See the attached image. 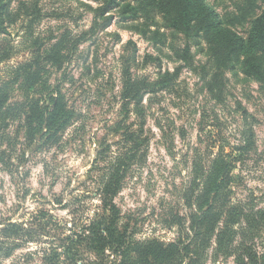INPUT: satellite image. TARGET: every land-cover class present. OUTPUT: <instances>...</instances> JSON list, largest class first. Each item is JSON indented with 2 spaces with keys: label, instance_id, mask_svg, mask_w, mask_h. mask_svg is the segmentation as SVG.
Segmentation results:
<instances>
[{
  "label": "clouds",
  "instance_id": "1",
  "mask_svg": "<svg viewBox=\"0 0 264 264\" xmlns=\"http://www.w3.org/2000/svg\"><path fill=\"white\" fill-rule=\"evenodd\" d=\"M242 2L203 0L226 14L205 37L169 11L106 24L105 0H11L0 83L48 111L28 121L25 106L0 130V264H264V221H245L264 210V50L254 46L264 0L229 22ZM64 35L60 64L21 89L24 69ZM49 97L62 104L51 125ZM218 162L224 211L242 209L219 261L215 234L206 243L189 220Z\"/></svg>",
  "mask_w": 264,
  "mask_h": 264
},
{
  "label": "trees",
  "instance_id": "2",
  "mask_svg": "<svg viewBox=\"0 0 264 264\" xmlns=\"http://www.w3.org/2000/svg\"><path fill=\"white\" fill-rule=\"evenodd\" d=\"M11 0H0V25H3L7 20L9 23H12L18 17L12 16L8 9ZM122 0H105L104 6L99 10L100 14L104 12H110L115 8H120ZM23 7V5H21ZM252 8V4L248 3L247 0L237 5V9L240 12V16H232L229 22L235 21L239 23L240 20H243L244 13L249 11ZM169 11L175 15L177 18L178 24L191 25L195 21V27L199 30L202 29L205 37L208 36L210 31H213L217 26L222 24V19L226 18V14L216 12L215 10H207L203 8V0H135V5L131 3L125 4L123 8H120L118 17L121 22L124 21H134L139 19L141 16L147 21L149 17L153 14L154 11ZM115 17L108 14V18L105 23H111ZM174 27L177 24L173 25ZM9 34L7 28L0 27V33ZM255 40L256 43L254 46L259 50H264V22L257 21L255 25ZM199 34V32H197ZM217 39L220 41L227 40V32L225 30H220L215 33ZM67 36H62L61 40L56 44L47 47L43 62H40L39 58L35 67L29 66L24 69V78L23 82L20 84L21 89L31 87L33 84L37 83L40 80L41 74L45 72L44 64H55L59 65L61 62V54L64 45L67 43ZM253 39L250 37V40ZM7 41H0V46L6 44ZM236 49L233 48L231 51H228L225 54V50H220V55L227 59L232 57L236 53ZM178 75L180 70H176ZM19 78V77H17ZM165 85L161 84V87ZM151 90V89H150ZM139 89L135 83H129L127 85L126 94L136 95ZM12 86L9 82L5 81L0 83V130L9 127L7 124L8 118H15L19 111L22 110L25 106L29 107V114L27 116L28 121L36 120L39 123H43L45 116L44 114L48 111V106L45 105L43 108L40 107V101L38 99L28 100H13ZM11 100V103L9 101ZM49 101L52 104L56 105V109L53 113L49 114L48 123L51 125L53 122V117L61 109L62 104L58 101L53 100L49 97ZM138 102V101H137ZM53 105V107H55ZM3 137L0 136V139ZM2 155V154H0ZM226 165L223 162H218L213 168L212 174L209 175L208 186L205 193L199 199L197 203L198 208L204 209L201 215H192L189 217L193 227L196 225L200 228V233L202 237L206 238V243L210 244L212 242L213 234H215V240L217 244V252L214 253V256L223 254L225 257L231 255L227 250V245L230 243L232 237H229L227 230L229 226L235 224L237 220L241 217L242 212H237L236 216H233V212L230 211L231 208L225 212L224 204L227 202L228 197L223 193L222 188L225 184L230 181L221 180L217 181L216 177H222ZM263 210H258L256 213L259 217H263ZM260 214V215H259ZM245 221L250 225L254 226L258 221L255 218H249V215L245 216ZM254 222V224H253ZM109 223L111 221L109 220ZM221 223V225H220ZM108 225L101 223L99 231H103L107 228ZM111 234V233H110ZM102 239V238H101ZM192 264H200L199 259L192 261ZM237 264H240L238 261Z\"/></svg>",
  "mask_w": 264,
  "mask_h": 264
},
{
  "label": "rangeland",
  "instance_id": "3",
  "mask_svg": "<svg viewBox=\"0 0 264 264\" xmlns=\"http://www.w3.org/2000/svg\"><path fill=\"white\" fill-rule=\"evenodd\" d=\"M112 11H113V10H111L110 12H108V14H111ZM80 18L82 19L83 17L81 16ZM114 19L116 20V22H117L118 24L121 23V20H120V18H119L118 16L115 17ZM8 35H11V33H9ZM66 36H67V35H66ZM94 42H95V41H93V43H94ZM134 54H135V48H133V55H134ZM42 65H45L44 69H45V72H46V71H47V67H46L47 64L42 63ZM169 71H172V69H169ZM179 74H180V72H179ZM12 99H13V100H19V99H14L13 96H12ZM225 151H227V149H225ZM2 186H3V185L0 184V187H2ZM230 211L233 212V216L235 217L237 212H242V209L233 206V207H231V210H230ZM263 211H264V210H263ZM259 215H260V214H259ZM261 215H263L262 218L259 217L257 214H255V215H253V214H249V218H255V219L257 220V217H258L260 221H264V212H262ZM253 224H254V222H253ZM220 225H221V223H220ZM227 234H228L229 237H232V238H233V236H234V233L230 230V227H229V229L227 230ZM221 255H223V254L221 253V254H219V255L216 256V257L214 256V259L217 260V261H219ZM223 256H224V255H223ZM224 257H225V256H224ZM225 258H227V257H225Z\"/></svg>",
  "mask_w": 264,
  "mask_h": 264
}]
</instances>
